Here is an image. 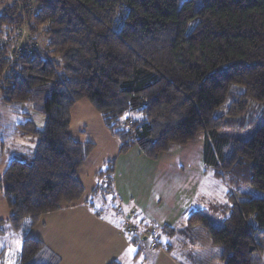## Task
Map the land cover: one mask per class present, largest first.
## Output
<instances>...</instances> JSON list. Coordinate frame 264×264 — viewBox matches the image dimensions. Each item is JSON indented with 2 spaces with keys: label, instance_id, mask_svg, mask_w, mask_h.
Returning a JSON list of instances; mask_svg holds the SVG:
<instances>
[{
  "label": "trees",
  "instance_id": "obj_1",
  "mask_svg": "<svg viewBox=\"0 0 264 264\" xmlns=\"http://www.w3.org/2000/svg\"><path fill=\"white\" fill-rule=\"evenodd\" d=\"M0 87L5 102L45 114L41 128L20 124L34 151L12 158L0 179L16 230L83 198L78 172L95 143L74 138L71 124L73 107L88 100L119 154L138 147L157 160L203 133L205 166L237 192L213 215L190 212L185 230H206L225 264H264V196L242 191L264 192V124L250 135L237 128L251 102L264 107V0H0ZM115 172L116 158L98 172L95 192L114 195ZM128 215L125 232L139 257L153 228ZM176 233L164 226L166 236ZM60 263L43 241L24 239L21 264Z\"/></svg>",
  "mask_w": 264,
  "mask_h": 264
},
{
  "label": "rangeland",
  "instance_id": "obj_2",
  "mask_svg": "<svg viewBox=\"0 0 264 264\" xmlns=\"http://www.w3.org/2000/svg\"><path fill=\"white\" fill-rule=\"evenodd\" d=\"M182 1V0H181ZM124 18V15L119 13L118 20L115 25L116 28H119L121 22ZM24 39V37H21ZM2 89L0 87V138L2 143V150L4 152V157L2 158L3 167L8 161V151L12 152L16 156H20V153H24L25 158H30L28 152L23 150V148H18L17 144L16 131L15 127L17 124L25 123L27 120H32L36 125L41 128L45 123V114L34 108V106L29 102H5L2 99ZM249 111L243 117V114L238 117L241 120L237 121V128L243 131L242 134L250 135L253 133L261 124H264V107L255 102H251L248 106ZM72 129L71 132L75 138H81V133L85 135L87 140L92 139L93 142L97 143V149L93 153L94 158L88 160L84 164V170L79 172V179L85 185V188L94 196L91 198V202L94 203L95 209L102 213L103 215L109 212V207L112 206L114 202L116 205H121V200L119 195L121 194L125 199H127L126 206L129 203L139 202L142 198V189L143 188H152V195L154 198H157L160 193L169 192L173 195V199H167L165 196L160 198L162 202V207L169 206V211L164 212L159 216V220L170 221L168 222H156L150 220V226L153 228V231L147 232L148 238L143 240L142 251L140 255L139 264H151L153 263L152 252H149L150 248L153 246L154 241H161L172 243L176 245H188L190 242L197 244V247H201V253L189 255L192 259L188 260V253H184L181 250H174L175 255L181 260L185 261L187 264H200L199 261L194 260L195 258L205 259L206 263H211L215 261L217 264H224L220 259V252L218 248L212 245L209 235L206 230L202 228H195L192 232H186V219L189 216L190 212L196 211L197 209L211 210L210 215H213L215 212H219V205L230 204L229 196L231 193H236L237 189L234 185H231L227 178L223 179L222 177L216 176L214 169L212 167H206L203 161V148H204V134L201 133L200 136L189 144L178 145L174 144L171 146L170 150L159 155L157 160H151L144 156V162L140 167L145 165L146 167H170V173L162 175V180L157 182V186L145 185L143 181L142 174L140 173H130L126 180L128 179V184L125 186L122 183L121 193L119 194L114 186V195L111 193L103 194L101 191L95 192L93 190L96 182L97 184L101 183V178L97 174V179H92V173L96 169L97 155L103 154L104 146L108 147V143L105 140V135H109L108 131L104 128L101 115L94 108L93 104L88 100H83L81 103H77L72 109ZM116 141V140H115ZM118 142V141H117ZM22 147L31 148L34 146L23 145ZM35 148V147H34ZM29 150V149H28ZM89 159V158H88ZM134 166V165H133ZM0 167V168H1ZM204 168V172L201 169ZM104 168V167H103ZM102 168V169H103ZM197 175L198 179L195 177ZM132 175V176H131ZM98 180V181H97ZM142 180V181H141ZM203 183H202V181ZM187 182L193 183L199 188V184L202 183V186L199 190V197L197 200L196 206L190 208V210L185 206V204L180 205V200H188L189 195L186 193V184ZM139 183H143L144 187L139 186ZM131 187L135 190H131ZM242 191L249 192L255 196H264V192L258 191L254 188H244ZM130 192H134L132 196L129 195ZM119 194V195H118ZM113 195V196H111ZM237 195V194H236ZM243 197L239 195L238 198ZM105 206V207H103ZM7 207L6 203L0 202V213ZM218 207V210L216 209ZM132 208V212L137 210V207ZM181 208V210H178ZM128 210H130L128 208ZM189 210V211H188ZM221 211V210H220ZM131 213V212H130ZM129 216V215H128ZM0 215V219H1ZM155 218V217H154ZM222 221V218L219 220ZM170 226L174 228L177 233L173 236H166L164 234V226ZM183 230L179 231V229ZM126 229V227H125ZM169 237L173 240L170 241ZM257 238L262 241L264 244V227L257 232ZM1 243V242H0ZM215 247V248H214ZM134 248V247H133ZM136 250V248H134ZM8 252L12 253V257L6 260V263H3V260L0 259V264H20L18 260V255L15 256L16 249L14 247L9 248ZM147 256V259H144ZM8 257V256H7ZM142 257V258H141ZM125 261V260H124ZM141 261H143L141 263ZM126 262V261H125ZM135 264V263H133Z\"/></svg>",
  "mask_w": 264,
  "mask_h": 264
},
{
  "label": "crops",
  "instance_id": "obj_3",
  "mask_svg": "<svg viewBox=\"0 0 264 264\" xmlns=\"http://www.w3.org/2000/svg\"><path fill=\"white\" fill-rule=\"evenodd\" d=\"M83 101V100H81ZM81 101L77 103H81ZM76 106V105H75ZM74 106V107H75ZM100 114V113H99ZM102 118V117H101ZM103 122V119H102ZM22 124V123H20ZM20 124H17L15 127V131L17 133V144H19L18 148H23L30 155L34 151V147L25 148L23 145H31L34 146V138L31 135H23L20 130ZM72 125V124H71ZM108 131L109 135H105V140L108 143V147L104 146L103 154L97 155L96 160L97 164L95 171L92 173V179H97L98 172L105 167L106 163L114 158H116V172L114 176V186L117 189L116 191L120 194L122 183L127 186L130 184L127 176L130 173H140L142 174V180L145 181V185L157 186V182L162 180V175L170 173V167H146L140 165L144 162V156L142 155V151L138 147L131 148L125 154H119L120 142L119 140L110 133V131L105 127ZM72 129V126H71ZM72 134V132H71ZM73 135V134H72ZM81 138H76L80 141H91L92 139L87 140L83 132L81 133ZM74 137V136H73ZM75 138V137H74ZM116 140V141H115ZM1 141V138H0ZM118 141V142H117ZM95 143V142H94ZM191 143V142H190ZM189 144V143H188ZM2 146V144H1ZM97 149V143H95V148L92 153L85 160V163L94 158L93 153ZM3 152V150H2ZM27 153V154H28ZM8 161L7 163L1 167L2 162L0 164V179L3 175L4 170L9 165V162L14 157L24 158L25 154L20 153V156H16L12 152L8 151ZM4 157V152L2 158ZM147 157V156H146ZM148 158V157H147ZM150 159V158H149ZM152 160V159H151ZM155 161V160H154ZM84 164L80 168L84 170ZM134 165V166H133ZM204 172V168L201 167ZM78 172V177H79ZM95 176V178H94ZM132 176V175H131ZM195 177L198 179L197 175ZM141 180V181H142ZM81 181V180H80ZM98 181V180H97ZM202 181V180H201ZM82 182V181H81ZM83 183V182H82ZM203 183V181H202ZM202 183L199 186H202ZM84 185V184H83ZM98 186L97 182L93 188L96 189ZM139 186L144 187L143 183H139ZM85 187V185H84ZM200 187L197 188L193 183L187 182L186 184V192L189 197L186 201L185 199L180 200V205L185 204V206L190 210V208L196 206V202L199 197ZM131 190H135V188L131 187ZM134 192H130L129 195L132 196ZM118 194V195H119ZM142 198H140L139 202L129 203L126 206L127 199H125L121 194L119 195V199L121 200V205H116L114 202L112 206L109 207V212L106 214H97L89 205L88 201L93 198L94 194L87 191L85 188V194L80 202L72 206L63 207L60 210L54 212H48L44 214L39 223L34 227L27 230V232H22L20 230H16L9 222V216L11 210L5 200V197L2 194L0 189V202L6 203L7 207L3 211H1V219L7 220L5 224V229L3 233H0V259L3 260V263H6L7 259L12 257V253L8 252V247H14L16 249L15 256L18 255V260H20L21 264V249L23 245V241L25 238L32 237L39 239L45 243V245L55 254H57L61 258L60 264H109L113 260H118L122 264H139L140 256L136 257L135 247L130 243L129 237L125 232L126 227V217L128 213L132 212V208L137 207L135 211L146 219V221L153 220L160 222H168L172 224L169 220L162 221L159 220V216L164 214V212L169 211V206L162 207V202L160 198L165 196V198L173 199V195L169 192L160 193L157 198H154L152 195V188H143L142 189ZM117 206V207H115ZM105 207V206H103ZM190 207V208H189ZM128 208L130 210H128ZM178 209V208H177ZM178 210H181L179 208ZM188 210V211H189ZM155 217V218H154ZM148 237H144L147 239ZM149 239V238H148ZM169 240L173 239L169 237ZM134 247V248H133ZM215 248V247H214ZM181 250L184 253H188V260L192 259V254L201 253L202 248L197 247V244L190 242V244L186 245H176L174 246L172 243L163 242L160 247L152 246L149 252H152L153 263L151 264H187L185 261L181 260L175 255L174 250ZM8 256V257H7ZM142 258V257H141ZM144 259H147L145 256ZM126 262H125V261ZM194 260L199 261L200 264H217L215 261L211 263H206L201 258H195ZM143 261H141L142 263ZM223 262V261H221ZM225 264V262H223Z\"/></svg>",
  "mask_w": 264,
  "mask_h": 264
},
{
  "label": "built area",
  "instance_id": "obj_4",
  "mask_svg": "<svg viewBox=\"0 0 264 264\" xmlns=\"http://www.w3.org/2000/svg\"><path fill=\"white\" fill-rule=\"evenodd\" d=\"M129 228H130L131 230H133V231L137 230V227L131 225L130 222H129ZM147 232H149V231H147Z\"/></svg>",
  "mask_w": 264,
  "mask_h": 264
}]
</instances>
